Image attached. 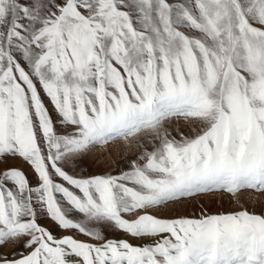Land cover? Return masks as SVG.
<instances>
[{
    "label": "snow or ice",
    "instance_id": "6c2138e0",
    "mask_svg": "<svg viewBox=\"0 0 264 264\" xmlns=\"http://www.w3.org/2000/svg\"><path fill=\"white\" fill-rule=\"evenodd\" d=\"M115 140L140 147L126 169L70 173ZM245 191L264 0H0V264H264V212H153Z\"/></svg>",
    "mask_w": 264,
    "mask_h": 264
},
{
    "label": "rangeland",
    "instance_id": "374dc122",
    "mask_svg": "<svg viewBox=\"0 0 264 264\" xmlns=\"http://www.w3.org/2000/svg\"><path fill=\"white\" fill-rule=\"evenodd\" d=\"M50 107V106H49ZM55 117V113H53ZM186 132L188 130H185ZM149 149L150 144L146 145ZM140 152L138 145H126L122 140H115L107 146H96L87 155L83 157V161L79 168H73L69 165L68 170L77 176H88L95 174H103L109 171L112 174H118L123 168H127V162L135 159ZM16 166L24 167L26 174L30 180H35L31 169L26 166L14 162ZM248 197H251L249 199ZM241 203L249 211H254L259 214L264 212V192H250L245 191L240 194V201L237 202L234 198L226 192H214L209 194H202L191 199H185L177 204L170 205L168 208L156 209L153 212L157 215L174 217V216H199L201 211H206L210 214H218L221 212H232L240 210ZM45 226L52 229L54 235L60 236L62 230L56 228L51 224V221H42ZM108 238H128L125 234L120 232H107ZM84 239L83 236L80 237ZM133 244H141L142 241L131 240ZM12 246L10 245L9 248Z\"/></svg>",
    "mask_w": 264,
    "mask_h": 264
}]
</instances>
